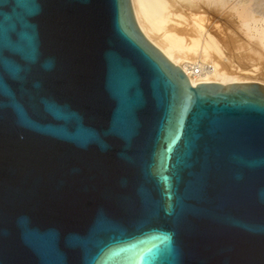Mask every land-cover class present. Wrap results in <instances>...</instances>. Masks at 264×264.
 <instances>
[{
  "label": "water",
  "instance_id": "water-1",
  "mask_svg": "<svg viewBox=\"0 0 264 264\" xmlns=\"http://www.w3.org/2000/svg\"><path fill=\"white\" fill-rule=\"evenodd\" d=\"M0 264H264V82L189 79L129 0H0Z\"/></svg>",
  "mask_w": 264,
  "mask_h": 264
},
{
  "label": "rangeland",
  "instance_id": "rangeland-1",
  "mask_svg": "<svg viewBox=\"0 0 264 264\" xmlns=\"http://www.w3.org/2000/svg\"><path fill=\"white\" fill-rule=\"evenodd\" d=\"M168 1L178 15L186 39L195 36L191 27L195 21L218 40L231 60L227 56L226 62L217 52L213 53V59L228 74L238 69L239 75L250 78L253 76L249 71L258 68V75L261 73L259 76L264 78V0ZM185 68L197 74L203 72L202 67L191 64Z\"/></svg>",
  "mask_w": 264,
  "mask_h": 264
},
{
  "label": "bare ground",
  "instance_id": "bare-ground-1",
  "mask_svg": "<svg viewBox=\"0 0 264 264\" xmlns=\"http://www.w3.org/2000/svg\"><path fill=\"white\" fill-rule=\"evenodd\" d=\"M129 2L136 24L145 39L154 43L169 59L175 60L176 66L181 68L189 79L219 81L225 88L228 82H264V78L259 76L261 73L259 72V75L257 73L258 68L249 71L253 76L250 78L239 75L238 69L228 74L221 64L213 59V53L217 52L224 60L228 55L225 54L218 40L205 31L201 24L193 21L190 25L195 36L186 39L187 34L184 36L182 24L168 0H129ZM228 58L231 60L229 56ZM187 64L202 67V74L188 71L185 68Z\"/></svg>",
  "mask_w": 264,
  "mask_h": 264
}]
</instances>
